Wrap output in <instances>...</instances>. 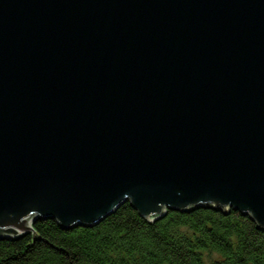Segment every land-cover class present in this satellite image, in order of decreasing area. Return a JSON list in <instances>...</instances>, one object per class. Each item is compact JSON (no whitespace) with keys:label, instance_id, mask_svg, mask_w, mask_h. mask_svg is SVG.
I'll use <instances>...</instances> for the list:
<instances>
[{"label":"water","instance_id":"obj_1","mask_svg":"<svg viewBox=\"0 0 264 264\" xmlns=\"http://www.w3.org/2000/svg\"><path fill=\"white\" fill-rule=\"evenodd\" d=\"M128 200L264 227V0H0V239Z\"/></svg>","mask_w":264,"mask_h":264},{"label":"trees","instance_id":"obj_2","mask_svg":"<svg viewBox=\"0 0 264 264\" xmlns=\"http://www.w3.org/2000/svg\"><path fill=\"white\" fill-rule=\"evenodd\" d=\"M0 239V264H264V227L250 214L202 206L151 222L130 200L93 227L40 219Z\"/></svg>","mask_w":264,"mask_h":264},{"label":"bare ground","instance_id":"obj_3","mask_svg":"<svg viewBox=\"0 0 264 264\" xmlns=\"http://www.w3.org/2000/svg\"><path fill=\"white\" fill-rule=\"evenodd\" d=\"M143 216V215H142ZM144 217V216H143Z\"/></svg>","mask_w":264,"mask_h":264}]
</instances>
